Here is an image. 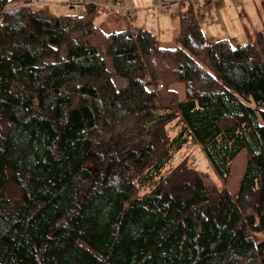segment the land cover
<instances>
[{"label": "trees", "instance_id": "obj_1", "mask_svg": "<svg viewBox=\"0 0 264 264\" xmlns=\"http://www.w3.org/2000/svg\"><path fill=\"white\" fill-rule=\"evenodd\" d=\"M29 3L0 0V264H264V30L208 41L191 3L168 48ZM191 138L224 181L246 150L235 196L163 173Z\"/></svg>", "mask_w": 264, "mask_h": 264}, {"label": "rangeland", "instance_id": "obj_2", "mask_svg": "<svg viewBox=\"0 0 264 264\" xmlns=\"http://www.w3.org/2000/svg\"><path fill=\"white\" fill-rule=\"evenodd\" d=\"M28 1H30L29 5L33 10L48 8L49 12L54 16H81L85 13L86 4L94 3L97 0H88L84 4L73 6L70 4V0ZM120 1L128 7L136 9L137 14L129 18L124 12H113L112 14L104 15L99 11L101 15L97 18V22L104 27L102 28L104 31L146 28L159 39L162 46L168 48L176 46L181 14L191 3L195 6V14L208 41L227 39L234 44H247L255 42L257 34L264 30V0H184V3L181 0ZM162 1L169 3L172 13H167L166 5H163ZM11 6L15 7L17 5L14 3ZM13 7H10V9ZM94 40L100 50L104 51L101 37L98 40ZM114 81L117 87L124 86L127 83L126 80L119 77H114ZM171 89L177 91L179 98L183 99L185 97L183 84L174 83L171 85ZM161 104L164 106L162 102ZM180 129L179 124L173 127L171 124L166 126L170 137L177 134ZM183 161H188L191 167L197 169L207 184L219 188L225 187L235 196L246 167L247 152L243 150L235 158L232 163L231 175L227 181H224L219 176L203 149L193 139L186 143L181 150L175 152L173 159L166 166L163 173L166 174ZM153 186L140 187V194L148 192ZM254 237L256 241H259L262 235L255 234Z\"/></svg>", "mask_w": 264, "mask_h": 264}, {"label": "built area", "instance_id": "obj_3", "mask_svg": "<svg viewBox=\"0 0 264 264\" xmlns=\"http://www.w3.org/2000/svg\"><path fill=\"white\" fill-rule=\"evenodd\" d=\"M38 1L43 2L44 0H38ZM87 1L88 0H70V4L73 6L77 4H84ZM183 1L184 0H181V2ZM92 4L97 6L99 11L104 15L112 14L113 12H116V13L124 12L127 17L131 18L137 14L136 9L124 5V3L120 0H97ZM162 4L166 5L167 13H172V8L169 6V3L162 1ZM6 10H8V8H5V9L0 8V22L2 19V14Z\"/></svg>", "mask_w": 264, "mask_h": 264}, {"label": "crops", "instance_id": "obj_4", "mask_svg": "<svg viewBox=\"0 0 264 264\" xmlns=\"http://www.w3.org/2000/svg\"><path fill=\"white\" fill-rule=\"evenodd\" d=\"M170 14V13H169ZM203 29V28H202ZM203 32H204V30H203ZM205 34V33H204Z\"/></svg>", "mask_w": 264, "mask_h": 264}]
</instances>
